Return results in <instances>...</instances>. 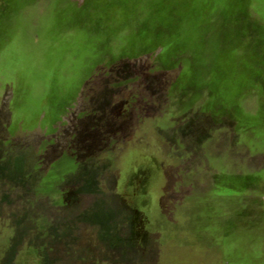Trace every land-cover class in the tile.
Returning a JSON list of instances; mask_svg holds the SVG:
<instances>
[{"label": "rangeland", "instance_id": "obj_1", "mask_svg": "<svg viewBox=\"0 0 264 264\" xmlns=\"http://www.w3.org/2000/svg\"><path fill=\"white\" fill-rule=\"evenodd\" d=\"M263 31L264 0H0V264H228L234 207L264 264L214 91L218 43Z\"/></svg>", "mask_w": 264, "mask_h": 264}, {"label": "crops", "instance_id": "obj_2", "mask_svg": "<svg viewBox=\"0 0 264 264\" xmlns=\"http://www.w3.org/2000/svg\"><path fill=\"white\" fill-rule=\"evenodd\" d=\"M245 39L242 45L232 40L231 46L227 43L226 46L220 47L218 43L216 48L217 78L214 84L216 101L223 111L240 120L238 129L232 131V134L238 135V141L226 145L222 143L223 146L217 147V150L244 151L249 155L243 161L240 159L238 172L235 170V162L231 163L233 167L231 171L225 168L230 166L229 162L222 163L221 168L218 167L217 184L221 183L232 190L226 199H264V164L260 169H256L254 164L257 154L259 155L260 151L264 152V31L262 36H259L257 44L255 36H247ZM236 43L238 46H234ZM250 156L253 159L251 163ZM219 198L224 199L221 196ZM241 211L242 208L234 207L232 215L235 218L230 220L228 217L226 220L225 232L232 235L231 239H235L234 232L242 229L239 219ZM248 214L249 232L252 223L250 224L251 215L249 212ZM222 229L224 230V227ZM231 245L234 249V240ZM231 261L235 262L233 256Z\"/></svg>", "mask_w": 264, "mask_h": 264}, {"label": "trees", "instance_id": "obj_3", "mask_svg": "<svg viewBox=\"0 0 264 264\" xmlns=\"http://www.w3.org/2000/svg\"><path fill=\"white\" fill-rule=\"evenodd\" d=\"M239 215V219L242 223V229H240L239 233L234 232V238L235 241V247L233 250H231V253H228V264H259L261 262L258 261V251H254V247L251 244V237H250V231H247V216L250 213V210L248 207H245L242 209ZM251 214V213H250ZM250 224H251V217H250ZM249 235V236H248ZM227 237H230L229 234ZM247 242L249 246L247 245ZM248 246V249H247ZM233 256V260L235 262L231 261V257ZM235 256V257H234ZM256 258V259H255ZM249 260V262H248Z\"/></svg>", "mask_w": 264, "mask_h": 264}]
</instances>
